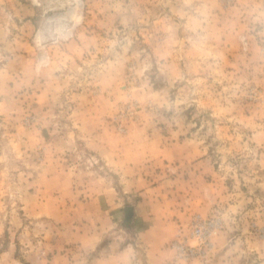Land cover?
<instances>
[{
    "label": "rangeland",
    "instance_id": "1",
    "mask_svg": "<svg viewBox=\"0 0 264 264\" xmlns=\"http://www.w3.org/2000/svg\"><path fill=\"white\" fill-rule=\"evenodd\" d=\"M0 264H264V0H0Z\"/></svg>",
    "mask_w": 264,
    "mask_h": 264
},
{
    "label": "built area",
    "instance_id": "2",
    "mask_svg": "<svg viewBox=\"0 0 264 264\" xmlns=\"http://www.w3.org/2000/svg\"><path fill=\"white\" fill-rule=\"evenodd\" d=\"M192 234H193L194 236H195V235H200V236L205 235V233L202 232L200 226H196V228L194 229V231L192 232Z\"/></svg>",
    "mask_w": 264,
    "mask_h": 264
}]
</instances>
